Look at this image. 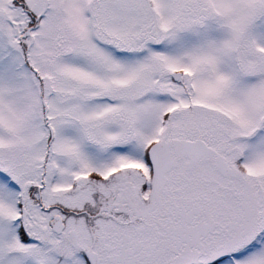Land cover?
I'll use <instances>...</instances> for the list:
<instances>
[{"label":"snow or ice","instance_id":"1","mask_svg":"<svg viewBox=\"0 0 264 264\" xmlns=\"http://www.w3.org/2000/svg\"><path fill=\"white\" fill-rule=\"evenodd\" d=\"M0 264H264V0H0Z\"/></svg>","mask_w":264,"mask_h":264}]
</instances>
